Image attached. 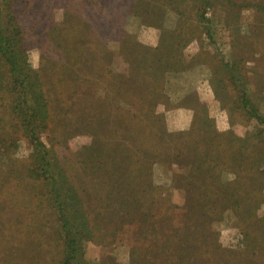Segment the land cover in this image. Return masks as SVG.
Listing matches in <instances>:
<instances>
[{
    "label": "rangeland",
    "instance_id": "1",
    "mask_svg": "<svg viewBox=\"0 0 264 264\" xmlns=\"http://www.w3.org/2000/svg\"><path fill=\"white\" fill-rule=\"evenodd\" d=\"M0 9L48 106L37 140L18 129L0 59V264H63L52 177L85 222L78 264H264V0Z\"/></svg>",
    "mask_w": 264,
    "mask_h": 264
},
{
    "label": "trees",
    "instance_id": "2",
    "mask_svg": "<svg viewBox=\"0 0 264 264\" xmlns=\"http://www.w3.org/2000/svg\"><path fill=\"white\" fill-rule=\"evenodd\" d=\"M15 35L20 34L6 35L4 32L0 33V59L6 65L9 74L14 78V88L17 91L22 90L26 100L22 103L25 108H21L19 105H17V108L15 107L16 112L14 113H17L16 119H18V129L24 130L28 135L31 137L33 136V138L37 140V129L44 125V119H46L48 115V106L44 92L38 89L39 77L31 68L28 54L25 49L20 48V42ZM37 144L41 145V142L39 143L37 141ZM46 155H48V153ZM34 156L37 158H34L35 162L40 163L41 160L39 157L43 156V153L41 152L39 154L35 152ZM44 160L46 164L49 165V160H51V158L45 157L42 162ZM49 185V193L51 195L49 199L55 212H57L56 219L58 227L61 231L62 242L66 246L63 264H73V262L78 264L81 243L84 238V219H80L79 215L76 213V206L72 203L71 199L74 196L72 189L65 188V190H61L63 184L61 185L60 177H52V180L49 181Z\"/></svg>",
    "mask_w": 264,
    "mask_h": 264
}]
</instances>
